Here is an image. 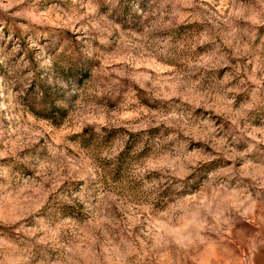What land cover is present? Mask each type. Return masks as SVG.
<instances>
[{"label":"rangeland","instance_id":"obj_1","mask_svg":"<svg viewBox=\"0 0 264 264\" xmlns=\"http://www.w3.org/2000/svg\"><path fill=\"white\" fill-rule=\"evenodd\" d=\"M0 264H264V0H0Z\"/></svg>","mask_w":264,"mask_h":264}]
</instances>
